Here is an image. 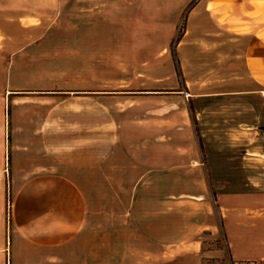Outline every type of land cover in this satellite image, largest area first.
Masks as SVG:
<instances>
[{"label": "rangeland", "instance_id": "rangeland-1", "mask_svg": "<svg viewBox=\"0 0 264 264\" xmlns=\"http://www.w3.org/2000/svg\"><path fill=\"white\" fill-rule=\"evenodd\" d=\"M6 74L18 96L44 99L46 113L65 96L112 93L94 101L115 126V148L99 172H132L135 146L165 139L175 173L188 165L204 174L213 224L225 204H264L240 176L238 155L205 147L197 128L198 96L264 91V0H0ZM254 102L264 127V100ZM102 120L94 115L96 127ZM121 198L125 206L103 211L95 197L93 256L79 264H229L220 228L167 250L153 245V211L129 210V195Z\"/></svg>", "mask_w": 264, "mask_h": 264}, {"label": "crops", "instance_id": "crops-1", "mask_svg": "<svg viewBox=\"0 0 264 264\" xmlns=\"http://www.w3.org/2000/svg\"><path fill=\"white\" fill-rule=\"evenodd\" d=\"M14 90L12 77L0 75V264L87 261L93 256L87 248L95 197L101 196L104 211L111 204L125 206L121 197L126 194L129 210L153 211V245L167 250L174 245L175 251L193 244L200 233L214 236L220 228L229 264H264V204H225L219 207L220 225L213 224V208L204 202V174L199 167L190 172L188 165L175 173L173 142L148 139L135 146L127 159L132 172L115 177L97 170L115 148V126L94 101L114 99L112 93L65 96L46 113L44 99ZM197 98L203 101L197 111L203 145L221 155H238L240 176L263 198V113L254 99L264 100V91ZM95 114L103 115L97 127ZM191 201L198 213L191 212Z\"/></svg>", "mask_w": 264, "mask_h": 264}]
</instances>
